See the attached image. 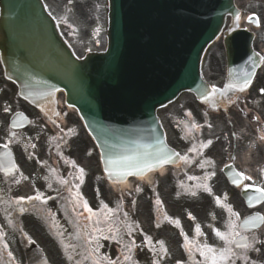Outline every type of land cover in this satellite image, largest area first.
Masks as SVG:
<instances>
[{"label": "water", "instance_id": "95a60500", "mask_svg": "<svg viewBox=\"0 0 264 264\" xmlns=\"http://www.w3.org/2000/svg\"><path fill=\"white\" fill-rule=\"evenodd\" d=\"M195 1L198 4L203 2ZM114 2L116 16L113 19L115 25L112 49L101 58L90 57L83 63L71 56L39 0H0V54L7 66V72L18 83L26 85L27 93L35 103L50 99L58 89L67 93L68 104L79 110L92 135L100 137L102 141L103 162L107 174L106 161L109 158L136 155L142 161L153 164L154 167L151 168H156L162 165L157 163V156L171 151L166 147L158 130L155 133L158 139H153L150 144L142 147L131 144L127 153L115 152L120 144L104 128V120L99 115V106L103 103L104 96H111L118 101L119 109L132 107L135 115H142L141 120L148 122L154 132L157 130V108L172 102L183 91L195 93L200 100H204L205 94L209 93L200 75L202 53L221 32L225 17L229 14L234 16L236 12L234 0H217V3L212 2L203 7L202 13L206 17L190 33L194 46L186 65L177 64L180 67H173L164 75L163 72H153L155 66L162 64L161 54L146 50L138 56L139 48L132 40L134 33L127 36L122 30L119 12L121 0ZM185 19L187 18H181ZM238 34H234L232 38ZM141 44L142 41L137 43L139 46ZM231 44L232 41H226L228 48ZM140 58L143 62L136 67L134 60ZM126 60L129 61V68L125 76L121 77ZM109 67L115 71L110 72L106 79L104 74ZM116 121L121 120L117 118ZM151 168L143 172L132 170L130 175H141ZM127 176L129 175L108 174L112 180L125 179Z\"/></svg>", "mask_w": 264, "mask_h": 264}, {"label": "snow or ice", "instance_id": "6c2138e0", "mask_svg": "<svg viewBox=\"0 0 264 264\" xmlns=\"http://www.w3.org/2000/svg\"><path fill=\"white\" fill-rule=\"evenodd\" d=\"M69 3H71V0H69ZM236 19H239V16L237 15ZM252 18L249 17V20ZM67 22V21H65ZM262 60H264V57H261ZM252 83V80L249 76L245 78L242 84H235V83H229L225 86L224 89H219L216 87H213L211 89L210 93H206L204 96L205 102H208L210 99L214 100L216 95L219 94L221 96L225 95V93L229 90H238V91H244L246 88H248ZM261 93H264V88L260 89ZM7 107L5 108V111H9ZM187 115L190 117L191 113H187ZM27 119V117L23 116V114H17V118L13 119L11 122V127L13 129L21 126L22 120ZM200 125L193 123L192 129L199 130ZM12 136L15 137V132H12ZM212 144L211 140H208L207 142H201L199 146H193L189 151L195 152L198 155L202 154V150L205 148H208ZM4 148H7L8 145H3ZM33 147H35L33 145ZM90 154V153H89ZM9 157L8 163L5 165L4 163H0V169H3L6 174L13 175L15 172H18L19 169L17 165L14 163V161L11 158V153L8 152L6 154ZM174 157H179L184 161L185 164H189L190 158L185 155L183 157L179 156V153H171V152H165L157 156V163L158 164H166L171 162V160ZM106 163L108 164L107 172L109 176H124V175H130L132 174V170H135L136 172H143L147 168L154 167L153 164L148 163L146 161H142L139 156L136 155H129V156H122L119 158H109ZM212 164L213 162L211 160H206L204 163L200 164V167H204V164ZM73 166L76 167L75 162H73ZM231 167V166H227ZM78 177L77 179L80 180L81 183H83V176H84V169L79 168L78 169ZM215 173H208L205 177H203L204 183L198 184L197 187L202 188L205 192L211 194L212 189L209 187L207 181L214 176ZM231 182L236 185L240 186L243 184V190L246 194V199L249 207L254 206V204H260L261 202H264V186L262 185H256V184H248L243 183L244 181H251L252 177L245 175L241 171H235L230 176ZM27 179V177H25ZM189 179H200L196 177H189ZM61 183H67L66 181L61 180ZM78 189V185L76 186ZM252 189V192L249 194L248 190ZM192 195H196L195 192H192ZM24 197L18 198L15 203L20 204L22 200H24ZM29 201L33 200H40L43 203H47V200L42 197V194L37 191L35 196H29L26 198ZM224 199H227V194L225 193ZM75 202L76 206H80L84 209L85 212H87L88 219L91 221L93 218H95L94 226L91 228L90 232H87L83 235V239L87 247L85 248L86 256L85 259H90L92 261V264H121L120 258L118 257L116 260H113L111 257L107 255L98 256L100 248L102 245L99 244V239L103 237V239H112L116 240L117 242H121L122 238H120V230L118 227L114 225L113 219H112V209L108 208L107 204H104L101 202V209L98 211H94L88 204L86 200L83 199L82 194L79 193V191L76 192L75 195ZM215 202L218 206H221V199L220 197L215 198ZM161 202L159 199H157L156 204L159 205ZM226 211L230 214L229 220L226 224V230L221 231L219 229L213 228V232L215 237L223 243V247H218L217 245H212L207 243V237L201 230V227L199 224H196L194 233L195 238L190 239L187 234L183 232V229H181V235L184 237V243L183 248L187 252L188 256L193 259V264H236L237 260L241 261V264H256V261L250 260L249 253L252 251L259 252L260 249L256 247L257 243L264 244V241L258 240L256 237H252L251 242L249 240V237L247 235H244L243 233L248 232L250 230L259 229L262 225H264V215H260L259 213H256L252 216H249L245 218L240 224H237L234 220H232V217H236V220H239V214L234 212L231 205H222ZM19 211H24L23 208H20ZM125 215H127L125 213ZM165 217L169 220L171 218H168L166 213ZM190 219H195L189 213ZM213 218H215L213 216ZM174 223L176 227H180V221L178 219L171 221ZM104 223L107 225L106 228L100 227V224ZM128 227V234L131 235L132 227L131 225ZM138 227V225H137ZM157 227H159V224H157ZM211 227V225H210ZM110 233L111 235H105V233ZM60 235H63L61 233ZM204 237V241L200 242L199 238ZM120 238V239H118ZM0 239H2V233H0ZM159 244V253L162 254L161 259L163 256H167V248L165 247V244L163 241H158ZM145 246L149 248L150 251L156 254V248L153 245L152 238L145 236L144 240ZM135 241H131L128 244H124V248L126 249V253H122L123 261L127 262V264H132V251L135 247ZM3 247L6 249L7 245L4 244ZM65 247H74L73 245H65ZM199 255L201 257L200 260H196V255ZM8 256L11 257L12 253L8 252ZM68 259H72L71 256L68 257ZM153 264H160L159 260H154ZM177 264H181L180 261H177Z\"/></svg>", "mask_w": 264, "mask_h": 264}, {"label": "rangeland", "instance_id": "374dc122", "mask_svg": "<svg viewBox=\"0 0 264 264\" xmlns=\"http://www.w3.org/2000/svg\"><path fill=\"white\" fill-rule=\"evenodd\" d=\"M263 0H237L238 7L242 10L243 16L247 14L253 13L259 6H262ZM258 36L261 37V39H264V28L262 31L258 34ZM91 46L88 45H77V49L80 52L81 55L84 53L88 48ZM222 51L219 48V44L212 47L206 57L205 61V70L209 67L210 62L213 60V58H219L221 61V64L223 65V58H222ZM186 103L188 105L195 104V100L189 96L184 95L180 99V101L177 104L171 105L168 109L160 111L159 115L162 119V122L164 123V126L168 133V138L171 144L174 143L175 137H174V121L172 119L174 112L176 108L180 105V103ZM84 141L87 142L88 148L90 153L92 152L93 145L90 143L89 138H87L86 135L83 136ZM93 170L96 173V167H93ZM155 181L162 183V185H167L168 181L167 178L161 179L160 177L156 176ZM146 183H135V197H136V203L131 204L126 199V196H129L128 193L125 190H122V196H116L111 189H108L105 187L104 192L102 191V188L105 186L104 179H100V187H101V197H100V208H101V202L108 205V208L112 209V219L114 222V225L117 226L118 224H121L126 231H128L129 225L132 227L131 234L133 235V238L137 239V244L139 245V252L138 256L141 252L144 253L145 248H143V241L140 236L139 228L144 226V216L146 214L145 207H144V201L142 199L143 197V188ZM118 192V191H117ZM123 200V201H122ZM125 213L127 215H125ZM29 220V219H26ZM32 220V219H31ZM28 221L27 224L33 223L35 225L34 229L38 232L32 231V230H25L24 227H22L23 232L25 233V236L28 239H35L38 240V242L41 243V245L44 247L46 254L50 258V260L54 264H73L72 261L75 259V261L84 260L85 257H83V251L82 249L77 250L76 252L71 251V249L63 248L64 240L65 242H70V239H66L64 235H60V231H58V235L49 237L44 229L37 227L35 222ZM138 225V227H137ZM100 227L106 228L107 225L104 223L100 224ZM0 233H5V240H1L2 244H6L11 250L12 254L14 255L17 262H20L21 264H24V257H23V251H22V241L26 237L22 236V233L19 234L18 230L15 229V225L13 222V206L9 204L8 199H3L0 197ZM49 233V232H48ZM107 233V232H106ZM128 232H120V238L125 237ZM153 233L150 232V236ZM124 240V239H123ZM73 243V242H72ZM71 243V244H72ZM129 242H127L128 244ZM140 243L142 245H140ZM109 246V253L115 256V251L111 248L112 244H108ZM173 247V245H172ZM167 248L169 250L172 249V252L170 254L171 259H176V253L177 250L174 251L173 248ZM74 255H77L76 258H74ZM71 256L72 259H68V257ZM139 262V261H138ZM139 264H143L140 263Z\"/></svg>", "mask_w": 264, "mask_h": 264}, {"label": "flooded vegetation", "instance_id": "af4514ba", "mask_svg": "<svg viewBox=\"0 0 264 264\" xmlns=\"http://www.w3.org/2000/svg\"><path fill=\"white\" fill-rule=\"evenodd\" d=\"M14 103H11L8 108L10 109L9 111H5V110H0V121H1V126L5 125V124H10V120L12 118V116L17 113V112H21L23 114H25L32 122V125L35 126L36 125V120L34 119L33 115V109H31L30 107L21 104V105H13ZM23 131H18L16 132L17 135H20ZM4 136L0 133V140H4ZM25 172H29V169L25 170ZM19 177V173L17 174L16 178L18 179ZM20 180V178H19Z\"/></svg>", "mask_w": 264, "mask_h": 264}, {"label": "bare ground", "instance_id": "6f19581e", "mask_svg": "<svg viewBox=\"0 0 264 264\" xmlns=\"http://www.w3.org/2000/svg\"><path fill=\"white\" fill-rule=\"evenodd\" d=\"M155 174L165 175L166 174V169H162L158 173H150V174H148L145 177H141V178H136V179H133V180H129V181L123 182L121 184L110 183L109 186L110 187L114 186L113 188L120 189V188H129V187H131L133 185V182L147 181V182L150 183L152 181L153 176Z\"/></svg>", "mask_w": 264, "mask_h": 264}]
</instances>
